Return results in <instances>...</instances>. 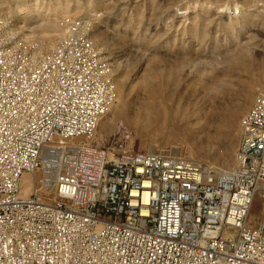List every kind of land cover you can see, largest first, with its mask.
I'll use <instances>...</instances> for the list:
<instances>
[{
	"label": "built area",
	"instance_id": "obj_1",
	"mask_svg": "<svg viewBox=\"0 0 264 264\" xmlns=\"http://www.w3.org/2000/svg\"><path fill=\"white\" fill-rule=\"evenodd\" d=\"M78 24L46 52L0 11V264H264V206L248 223L264 201V93L231 170L169 146L117 151L95 139L115 89ZM44 155L52 192L38 180L23 196Z\"/></svg>",
	"mask_w": 264,
	"mask_h": 264
},
{
	"label": "rangeland",
	"instance_id": "obj_2",
	"mask_svg": "<svg viewBox=\"0 0 264 264\" xmlns=\"http://www.w3.org/2000/svg\"><path fill=\"white\" fill-rule=\"evenodd\" d=\"M0 11L43 51L71 22L92 39L115 89L96 140L115 136L117 151L173 147L216 171L236 166L239 120L264 93V0H0ZM26 175L35 187L43 177ZM263 206L254 199L249 225Z\"/></svg>",
	"mask_w": 264,
	"mask_h": 264
},
{
	"label": "bare ground",
	"instance_id": "obj_3",
	"mask_svg": "<svg viewBox=\"0 0 264 264\" xmlns=\"http://www.w3.org/2000/svg\"><path fill=\"white\" fill-rule=\"evenodd\" d=\"M53 46H51L50 48H47L46 50H49V49L53 48ZM105 66H107L106 63H105ZM150 108L155 112V115L158 116L160 114V111H159V108H157V105H152L151 107H149L147 109H150ZM133 120H134V118H132V121ZM151 147H153V146H151ZM43 159H44V165L42 167V176L43 177L41 178V180L43 181L44 186L48 190L50 188V186H51V182H52V178H53V174H54L55 170L51 169V162H50V159L47 156L44 155ZM229 166H230V161H226V163H225V165L223 167L224 168H229ZM34 183H35V181H34L33 177H31L29 175H26V174L23 176V178H22V184L24 185V188L22 189V195L23 196L29 195V190L32 188ZM27 190H28V192L25 193V191H27Z\"/></svg>",
	"mask_w": 264,
	"mask_h": 264
},
{
	"label": "snow or ice",
	"instance_id": "obj_4",
	"mask_svg": "<svg viewBox=\"0 0 264 264\" xmlns=\"http://www.w3.org/2000/svg\"><path fill=\"white\" fill-rule=\"evenodd\" d=\"M136 193H132V195H135Z\"/></svg>",
	"mask_w": 264,
	"mask_h": 264
}]
</instances>
